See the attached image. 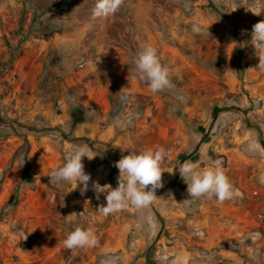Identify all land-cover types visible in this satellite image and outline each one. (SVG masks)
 I'll return each mask as SVG.
<instances>
[{"label": "rangeland", "instance_id": "374dc122", "mask_svg": "<svg viewBox=\"0 0 264 264\" xmlns=\"http://www.w3.org/2000/svg\"><path fill=\"white\" fill-rule=\"evenodd\" d=\"M95 3L0 0V264H99L105 251L118 264H264V70L250 44L264 0H125L106 19L93 17ZM146 44L170 66L174 89L152 93L139 80L134 59ZM79 145L99 154L83 158L84 195L47 176ZM154 146L171 152L169 172L221 160L242 195L183 202L178 170L164 172L148 208L129 205L98 224V247L65 249L70 231L87 228L66 218L79 203L106 205L92 182L117 186L114 159L129 154L120 147Z\"/></svg>", "mask_w": 264, "mask_h": 264}, {"label": "clouds", "instance_id": "9594fccd", "mask_svg": "<svg viewBox=\"0 0 264 264\" xmlns=\"http://www.w3.org/2000/svg\"><path fill=\"white\" fill-rule=\"evenodd\" d=\"M124 3L125 0H96L92 15L97 19H106L115 15ZM194 30L199 32V28ZM250 41V44L254 46L255 56L258 58L256 68L264 70V20L252 26ZM134 65L139 80L147 83L152 93L175 88L170 66L161 62L157 49L151 44H146L141 48L134 59ZM117 94H120L119 98L122 102H131L127 88H122ZM177 98L180 101L186 99L183 95H178ZM131 121L132 117H129L126 123L130 124ZM122 123L121 120H116L117 126ZM255 147V145H251L250 150ZM121 150L128 151L129 154L122 155L114 163L119 171L117 186L113 188L111 185L101 186L98 181L92 182V190L96 193V198L99 200L100 194L105 195L106 205H101L97 211L104 217L118 213L129 205L138 210L148 208L157 199L156 190L163 187V173L175 174L174 169L178 170L180 178L187 185L190 199L183 202L206 197L208 200L215 199L222 204L242 195L230 182L221 160H215L206 167H202L198 161L184 160L169 172L164 165L171 156V152L162 146H154L139 153L122 148ZM97 155L99 154H92L87 145L69 147L66 150V159L63 165L53 169L47 175L50 178V184L57 187L64 183L75 185L73 190L79 186L80 194L84 195L89 190L91 175L85 171L83 158L86 157L91 161ZM258 179L261 184H264V172ZM169 196L174 200L171 194ZM55 200L56 196H53V202ZM76 215V213H72L66 218ZM99 243L93 227L77 226L63 240L65 249L69 251L96 248ZM99 264H118V258L105 251Z\"/></svg>", "mask_w": 264, "mask_h": 264}, {"label": "built area", "instance_id": "2783aa9c", "mask_svg": "<svg viewBox=\"0 0 264 264\" xmlns=\"http://www.w3.org/2000/svg\"><path fill=\"white\" fill-rule=\"evenodd\" d=\"M98 208L99 206H97V204L95 203H91L88 201L85 203L81 201L76 213L78 219L81 222H83L87 227H93L95 231L98 228V224L105 222L108 217H104L102 214L98 213Z\"/></svg>", "mask_w": 264, "mask_h": 264}, {"label": "trees", "instance_id": "16d2710c", "mask_svg": "<svg viewBox=\"0 0 264 264\" xmlns=\"http://www.w3.org/2000/svg\"><path fill=\"white\" fill-rule=\"evenodd\" d=\"M83 116H84V112H82L79 109L74 110V112L72 114L73 122L76 123V124L82 123L83 122ZM0 123L1 124H5L6 126H8L7 123L4 120H2L1 118H0ZM73 140L74 141H83L85 143H88V145L91 143L90 140L88 138H85V137H80V138L74 137ZM116 161L117 160L114 159V163ZM117 170L118 169L113 164L112 173L115 172V171H117ZM149 256H150V254H149ZM149 256L147 258L148 260L150 259Z\"/></svg>", "mask_w": 264, "mask_h": 264}, {"label": "crops", "instance_id": "0c3cea01", "mask_svg": "<svg viewBox=\"0 0 264 264\" xmlns=\"http://www.w3.org/2000/svg\"><path fill=\"white\" fill-rule=\"evenodd\" d=\"M120 144H121V141L120 140H118V141L115 142V145H117V146L120 145ZM120 148H122V147H120Z\"/></svg>", "mask_w": 264, "mask_h": 264}]
</instances>
